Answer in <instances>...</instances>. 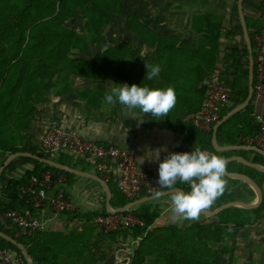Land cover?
<instances>
[{
  "label": "trees",
  "instance_id": "trees-1",
  "mask_svg": "<svg viewBox=\"0 0 264 264\" xmlns=\"http://www.w3.org/2000/svg\"><path fill=\"white\" fill-rule=\"evenodd\" d=\"M142 11L135 7L127 8L125 0H0V168L9 155L22 152L52 159L41 149L18 146V134L11 135L6 129H10L11 125L27 129L31 119L37 114L36 103L43 100L52 86H56L57 79L63 83L71 77L97 81H126L129 86L136 84L154 88L153 85L140 84L136 81L140 70L147 71L146 64L159 66L164 71H177L190 64L189 67L194 71L208 77L219 66L221 39L224 36L232 40L235 35L233 20L230 29H227L226 17L222 15L212 12L195 14L191 19V31L196 35L197 43L193 45L192 42L181 40L177 36H170L164 29L163 31L156 29ZM259 14L258 19L246 17L254 51L255 37L264 34L262 19L264 0L260 3ZM79 15L85 18L82 33H79L76 27H72ZM162 16L166 21L167 18ZM124 17L128 33L139 41L141 48L147 50V57L144 60L139 58L141 49L133 47L125 39L119 44L99 51L89 61L71 57L73 50L85 53L91 45L100 44L107 29L113 26L115 20ZM236 22L239 29H242L238 17ZM244 46L243 50L237 46L227 48L228 53L223 59V76L226 78L224 82L231 88L232 105L221 110L220 120L244 103L249 95V51L245 43ZM169 82L170 80L166 82V86L170 85ZM255 97L256 91L248 107L219 126L217 131L219 144L240 145L241 136L258 134L260 127L253 117ZM183 120L179 121L178 125L165 123V127L183 134H187L188 130L193 136H201L207 141V144L200 147L201 149L227 158L226 153L219 154L212 144L216 124L210 132H200L193 125L183 123ZM7 137L11 138L8 140ZM73 160L66 156L59 159V162L76 169ZM8 169L9 167L0 177V197L8 200L7 204L0 202V215L27 207L33 210V204L27 203L28 197L19 191L20 187L28 186L29 180L33 177L40 179L47 171L53 173L54 183L63 177L72 182L76 177L75 174L33 160V168L20 180L11 179L4 182ZM253 172L264 179L263 173L255 170ZM96 175L108 183L112 192L111 205L114 209L123 208L132 202L121 193L115 178L105 179L99 172H96ZM226 179L227 184L239 185L240 192L235 193V190L227 185L224 195L218 198L219 204L254 196V192L246 183L229 177ZM67 181L63 185H66ZM104 196L106 199V194ZM147 196L151 195L142 193L140 198ZM162 212L159 206L142 204L126 213L116 214L135 216L143 221L144 225L121 226L111 233H105L99 228L95 251L90 250L91 253L88 255L85 253L89 248L78 244L81 235L77 236L75 233L64 235L40 231L18 236L14 227L5 228L2 225L0 231L23 244L34 264H71V261L70 263L62 261V255L66 252L75 253L78 260L75 264H118L109 246L118 244L123 247L127 243L134 248L131 253H127L131 256L130 261L121 264H222L217 260L219 252L213 245L228 243L229 239L234 237L233 230L251 227L264 218V187L260 207L253 210L236 207L226 209L216 216L218 223L209 219L208 223H194L188 228L176 225L160 226L157 225V221ZM63 214L72 220L80 218L87 223L99 216L110 215L106 204L101 211L87 215L80 216L77 211ZM101 242L108 243V247L104 249ZM74 243L78 246L70 252ZM0 248L7 249L9 253L25 260L16 246L1 237ZM25 264H28L26 260Z\"/></svg>",
  "mask_w": 264,
  "mask_h": 264
},
{
  "label": "crops",
  "instance_id": "crops-1",
  "mask_svg": "<svg viewBox=\"0 0 264 264\" xmlns=\"http://www.w3.org/2000/svg\"><path fill=\"white\" fill-rule=\"evenodd\" d=\"M200 1L202 2L201 4L196 1V8L187 7L189 12L187 17H189V20H186V18L183 19L184 15L179 16V12L175 11V13L173 14L174 17L179 16V18L174 23L171 22L173 23L171 26L174 31H172V33H170L169 35L177 36L181 40L192 42L193 45H195L197 43V37L194 32L191 31V19L193 15L209 12L222 15L226 17L225 28L227 29H230V23L233 20V25L235 26L234 38H232V40H228L223 36V38L221 39V55L219 59V66L214 70V72L216 70H220L222 73L221 79L225 81L226 78H224L225 76H223L224 66L222 63L224 56L228 53L227 48L237 46L243 50V48H245L244 43L247 47L243 30L239 29V24H237L236 22V15H234L236 6H234L235 3L233 0ZM261 2L262 0H246V2L244 0L245 16L252 19H258L260 17L259 6ZM162 15V13L159 15L160 18L157 20V25L165 29L167 20L164 21ZM262 19L264 20V18ZM76 26L77 25H75V23L72 24V27ZM107 36L105 34L100 44L91 45L85 53L79 50H73L71 53V57L89 61L99 51L115 45H110V41H108L109 39H107ZM127 41L133 47L141 49L142 52L139 54V58L141 57L142 60H144L147 57L146 48H141L138 40H136L135 38H130ZM121 42L122 40L117 42L116 44H119ZM189 65L190 64L177 71H164L159 67V74L153 77V79L151 80L146 79L147 71L140 70V72H138L136 76V81H138L140 84L153 85L154 88H167L169 86L174 87L177 94V102L174 109H172L169 112L168 116H166L168 117V119H163L166 117H162L159 121H157L156 118L152 117L150 114H144L139 109L129 110L126 107L120 105L118 102L116 104H108L104 99L106 93H109L111 88L116 87L115 84H127L126 81H97L71 77L65 80L64 83L61 82V80L57 79L56 86H52L50 91L47 92L43 97V100L36 103L35 109L37 110V114L34 115L33 119H31V122L27 129H24L23 126L18 127V125L17 127H13L11 125V128L6 129V132L11 135L18 134V146L40 150L45 132L54 121H59L63 125L79 132L88 141L103 145L117 146L131 152L134 155L140 169L147 170L159 175V164L163 162V160L169 153L192 152L195 146L202 148L205 144H207L206 139H203V137L201 136H193V134H189L188 130H186L187 134H183L181 132L173 131L165 127V123L178 125V122L182 121V119H184L183 123L190 125V123L186 122L187 116L200 110L207 96L210 76H201L199 72L194 71L189 67ZM168 80H170V85L166 86V82ZM230 105H232L231 101L227 106ZM253 109V117L255 115H262L264 117V94L260 97H255V100L253 101ZM14 130L16 132H14ZM9 138L11 137H7L8 140ZM217 143L219 146H225L219 144L218 140ZM165 147L167 148V152H161L159 161L147 160L149 158H153L151 156H146L148 149L156 150ZM225 147L235 148L228 151H218L217 149H215V147L214 149L219 152V154L226 153L227 159L239 157L245 159L248 162L264 166V156L257 151L252 150L251 148H249V146L240 144ZM10 156L11 155H9L5 159V161ZM66 156L74 159L73 163L77 166L76 170L96 174V171L92 168L91 165L68 154H60L55 156V158L52 157V159L54 158L53 160L59 162V159ZM144 156H146L145 160L141 164L140 159ZM33 160L35 159L25 156L14 159L8 165L9 169L4 178V182L11 179L20 180L28 170L33 168ZM229 164L231 165L228 169ZM226 170L229 173L243 174L250 177L256 182L263 193L264 179L258 173L253 172V170L257 172L260 171L248 167L238 161L227 163ZM230 179L239 180L234 178ZM259 180H261V185H259L258 183ZM65 181H67V179L65 180L63 177L58 180L57 183L53 182L54 185H52V187L49 189L48 199L47 201H45L46 206H50V199L61 191H64L67 199L76 206V211L80 216L101 211L104 204L107 205V197L105 199L104 190L99 187V185L91 182V179L76 175V178L72 179V182L67 181L66 185H63ZM242 182L245 183L244 181ZM177 185H179V187L176 186L177 189L183 191H186L185 189L190 190L189 186L186 184H180L178 182ZM170 198L171 194L165 197H161L159 198V200L156 199V203L154 206H159L163 210L160 218L157 221V225L161 224V226H166L168 223H170V220L173 219V213L171 212L170 206ZM255 200L256 196L254 194V196L250 198L249 201H235L252 203ZM0 202L7 204L8 200L4 197H0ZM220 206L222 205L219 204L217 199L211 207L205 210L214 211ZM23 209H28V207ZM28 210L31 211L36 218H39L42 221H46V225L44 226V228L35 232L45 231L49 233H58L64 235L75 233L77 234V236L81 235L78 244L80 246L83 245L84 248H89L88 250H86L87 252L85 253V255L90 254V250H94V247L98 242V229H96L95 227L96 224L92 223H95V220L91 221L90 223L84 222V220L80 218L72 220L66 214H56L52 212L50 207H47V209L45 210V214H42L40 210L34 207L33 210ZM216 216L208 217L204 214H201L198 220H184L183 223L178 227L187 228L196 222L205 224L208 223L209 219H213L216 223H218V219ZM168 218L170 219L169 221ZM174 221L175 220H173V222ZM185 222L189 223V225L184 224ZM0 225L2 224L0 223ZM2 226L5 227L4 225ZM78 244H72L70 252H73ZM103 244L104 243L101 242V245ZM105 244L106 247H108V243ZM124 246H128V243ZM126 252L125 250L122 251V253L124 254ZM62 258V261L64 263L67 261H71V264H75L78 261L75 258V253L66 252L62 255Z\"/></svg>",
  "mask_w": 264,
  "mask_h": 264
},
{
  "label": "built area",
  "instance_id": "built-area-1",
  "mask_svg": "<svg viewBox=\"0 0 264 264\" xmlns=\"http://www.w3.org/2000/svg\"><path fill=\"white\" fill-rule=\"evenodd\" d=\"M254 60L256 74V96L264 94V34L255 37ZM222 73L216 70L209 79L207 96L197 112L187 116L186 122L203 132H210L219 122L221 110L230 103L231 88L221 79ZM260 127L258 134L241 136L239 141L249 147H257L264 151V117L255 115ZM41 150L51 157L68 154L80 159L99 172L105 179L115 178L119 190L129 200L139 199L142 193L153 195L161 191L158 187L159 175L140 169L134 155L117 146L98 144L86 140L79 132L54 121L42 139ZM53 173L47 171L39 179L33 177L28 186H22L19 191L28 197L27 203L45 214L47 207L54 213L75 212L76 206L65 197L61 191L50 199L46 206L49 189L53 185ZM0 223L5 227H14L17 235L32 233L43 229L46 221L36 218L28 209H19L0 215ZM95 223L105 233L115 232L121 226H143L144 222L132 215L99 216ZM0 264H25V260L7 249L0 248Z\"/></svg>",
  "mask_w": 264,
  "mask_h": 264
},
{
  "label": "clouds",
  "instance_id": "clouds-1",
  "mask_svg": "<svg viewBox=\"0 0 264 264\" xmlns=\"http://www.w3.org/2000/svg\"><path fill=\"white\" fill-rule=\"evenodd\" d=\"M147 80L160 72L159 66L146 64ZM105 95L108 104L117 102L129 110L139 109L159 121L174 109L177 94L174 87L150 88L132 84H115ZM161 152L167 148L147 150L149 161H159ZM140 159L141 164L145 157ZM227 158L195 146L192 152L169 153L159 164L158 197L165 189L171 194L170 206L174 219L196 221L202 210L211 207L227 190ZM189 186L188 191L176 188L177 183Z\"/></svg>",
  "mask_w": 264,
  "mask_h": 264
},
{
  "label": "rangeland",
  "instance_id": "rangeland-1",
  "mask_svg": "<svg viewBox=\"0 0 264 264\" xmlns=\"http://www.w3.org/2000/svg\"><path fill=\"white\" fill-rule=\"evenodd\" d=\"M196 1H198L199 4L202 2L200 0H125L127 8H133L140 11H144L145 17H149L150 24L155 27L158 30H162L161 26L157 25V20L159 19V15L162 13L164 17L167 18L166 21V27L165 31L166 33L170 34L172 31V24L177 21L179 16L184 15L183 19L186 18V20H189L188 16V8L187 7H195L197 5ZM234 6L237 7L238 0H233ZM142 9V10H141ZM198 9V7H197ZM142 11V12H143ZM175 11L179 12V16L174 17ZM236 15L238 16V11H234ZM173 15V16H172ZM85 20L83 15H79L74 21L76 28L79 33H81L83 21ZM174 20V21H172ZM165 21V20H164ZM173 22V23H171ZM106 36L108 41H110V45L116 44L117 42L121 40H128L130 38H133L131 34L128 33L127 27H126V18H117L109 29L106 31ZM106 46V45H105ZM104 47V46H103ZM55 158V157H54ZM53 158V159H54ZM76 178V177H75ZM91 182L97 184L95 181L91 180ZM259 185H261V180H259ZM99 185V184H97ZM229 187H232L235 190V193L240 192L239 185H234L233 183L227 184ZM100 187V185H99ZM234 193V194H235ZM159 200V199H158ZM245 200H250V198H245ZM156 203L155 200L148 201L144 204L147 206H154ZM163 211V210H162ZM170 219L168 218V221ZM173 220H175L173 222ZM184 220L180 221L178 219H172L170 220V223H168L166 226L169 225H176L179 226L183 223ZM93 224H96L92 222ZM199 223V222H196ZM184 224H188L185 222ZM161 226V224H159ZM163 225V224H162ZM96 229L99 231V226L96 224ZM188 228V227H187ZM234 237L232 239H229L228 243L213 245L215 249L218 250V258L217 260L222 264H264V218H262L260 221L256 222L251 227H246L243 229L233 230ZM102 247L105 249L106 244H103ZM134 248V246H123L116 244H111L109 246V249L113 251L115 259L118 264L126 263L130 261V254ZM125 250V254L122 253V251Z\"/></svg>",
  "mask_w": 264,
  "mask_h": 264
},
{
  "label": "water",
  "instance_id": "water-1",
  "mask_svg": "<svg viewBox=\"0 0 264 264\" xmlns=\"http://www.w3.org/2000/svg\"><path fill=\"white\" fill-rule=\"evenodd\" d=\"M238 14H239L241 27H242V30H243V33L245 36V40L247 43L248 51H249V59H250L249 95H248V98L246 99V101H244V103L235 107L232 111H230L227 115H225L219 122L216 123L215 128H214V134H213V144H214L215 149H217L218 151H228V150L235 148V147H225V146L223 147V146L218 145V143H217V131H218L219 126L222 125L227 120H229L233 115L237 114L238 112H240V111L244 110L246 107H248V105L250 104V102L254 96V82H255L254 50H253V46H252V41L250 39L249 29H248L246 16H245V12H244V0H238ZM249 148L257 151L258 153H260L264 156V151H262L261 149H259L257 147H249ZM22 156L30 157L32 159L40 161L41 163L49 165L50 167L59 169L61 171H66V172H69V173H72V174H75V175H78L81 177H85V178H88V179H91V180L97 182L99 185H101V187L103 188V190L106 194V197H107L106 207H107V211L110 215L126 213V212L148 202V201L159 199L161 197H165V196L172 194V193H170L169 190L163 191V192H161V195L158 197L155 194H153L151 196L143 197V198H140L138 200L132 201V202L128 203L126 206H124L123 208L114 209L111 205V199H112L111 189H110L108 183L103 178L99 177L96 174H92V173H88V172H84V171H80V170L70 168L66 165H63V164L53 160V159L39 157V156L34 155L32 153H29V152L11 155L4 162L2 167L0 168V177L2 176L3 171L6 169V167H8V165L14 159H16L18 157H22ZM232 161L241 162L248 167H251L253 169H256V170L264 173V166L258 165L256 163L248 162L243 158L235 157V158L227 159V163L232 162ZM226 172H227V170H226ZM226 176L229 178H234V179H239L241 181H244L253 190V192L256 196V200L252 203H245L242 201H232V202H229V203H226V204L220 206L218 209H216L214 211L202 210L201 214H204L208 217H215L220 212H222L226 209H229V208L236 207V208H241V209H246V210H253V209H257L258 207H260V205L262 204V201H263V193L253 179H251L250 177L243 175V174H235V173H229V172H227ZM0 237L3 238L4 240H6L7 242L13 244L14 246H16L21 251L23 257L25 258V260L27 261L28 264H34L33 259L30 257L26 247L23 244L19 243L17 239H15V238H13V237H11V236H9V235L5 234L4 232H1V231H0Z\"/></svg>",
  "mask_w": 264,
  "mask_h": 264
}]
</instances>
